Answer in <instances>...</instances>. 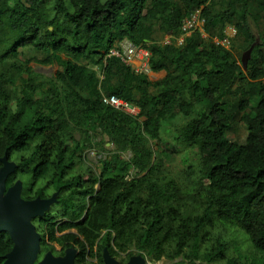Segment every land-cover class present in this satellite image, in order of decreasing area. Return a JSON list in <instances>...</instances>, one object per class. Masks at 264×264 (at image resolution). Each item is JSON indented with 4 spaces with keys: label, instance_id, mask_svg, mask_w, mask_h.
<instances>
[{
    "label": "trees",
    "instance_id": "16d2710c",
    "mask_svg": "<svg viewBox=\"0 0 264 264\" xmlns=\"http://www.w3.org/2000/svg\"><path fill=\"white\" fill-rule=\"evenodd\" d=\"M196 10L207 38L197 30L182 46L155 39L156 31L179 36ZM250 19L263 22L259 39ZM227 25L246 50L255 43L246 71L231 49L212 42ZM124 39L148 49L151 70L167 74L153 81L109 56ZM0 44V168L5 155L16 164L6 190L20 180L23 199L54 196L38 217L35 264L74 244L75 264H106L104 253L118 264L134 257L223 264L230 261L228 227L249 242L246 256L231 264H264V0H0ZM19 48L61 69L39 74L31 60L17 58ZM103 94L137 105L139 117ZM237 116L247 129L243 142L228 137ZM177 117L184 123L176 144L199 158L182 172L188 185L159 147L164 124ZM106 144L110 158L83 169L84 150ZM12 247L0 231V264Z\"/></svg>",
    "mask_w": 264,
    "mask_h": 264
},
{
    "label": "rangeland",
    "instance_id": "374dc122",
    "mask_svg": "<svg viewBox=\"0 0 264 264\" xmlns=\"http://www.w3.org/2000/svg\"><path fill=\"white\" fill-rule=\"evenodd\" d=\"M250 25L252 27L253 33L257 38L259 39V31L263 28V22L259 24H255L254 21L251 19ZM168 35H164L163 33L156 31L155 33V39L159 42H165L166 37ZM5 38H8V35L4 36ZM8 40V39H7ZM9 41V40H8ZM258 42H260L258 40ZM0 47H3L2 44H0ZM234 55L239 59L241 63V57L242 54L246 51V49L243 47V42L240 39H234L233 44L230 48ZM1 54V51H0ZM44 54L41 52H36L32 48H19L18 50V59L21 61L31 60L29 63V66L33 68L34 71H36L39 74H42L47 77L54 76L58 70H60V66L57 63L54 64H43L40 62V60L43 58ZM35 59V60H34ZM98 67H95L97 69ZM98 70V69H97ZM165 71L163 73L159 74L158 76L148 75L149 79L151 80H158L165 76ZM245 81H240L238 85L242 86L245 85ZM239 99V95H231L229 96L226 101L228 103V108H231L233 106V103ZM252 104V102H251ZM184 123V119L181 117H177L174 121L166 122L163 126V131L160 134V140H159V147L163 148L167 151L168 156L165 158V162L170 170L173 171L176 179L178 182H180L182 185H188V181L184 179V174L182 173L184 168L188 164L197 165L199 162L198 154L196 150H191L190 152H187L182 146H179L175 142V135H176V129L178 126ZM231 129L228 132V137L230 140H237L239 142H243L247 135V129L243 121L241 120L240 116L235 117V119L231 122ZM100 139L97 138V141ZM70 143V142H69ZM152 145L156 148V141L151 142ZM108 146V147H107ZM107 149H101L99 146L96 147H87L84 150V156H85V162L83 164V169H87L88 166L95 167L99 165L100 160L111 156V150L113 149V146L110 144H106ZM101 149V150H100ZM97 150V151H96ZM104 153V154H102ZM132 156L130 152H126L121 154V157L124 160H127ZM27 183L24 184V186ZM56 212V211H53ZM36 228L43 227L42 223L40 221L36 222L35 225ZM233 229L234 227L231 226ZM221 231L220 225L219 228H216V231ZM227 234L228 238L232 241L231 246L229 250L227 251V257L230 258V261L226 259L223 264H228V262H239V260L246 256L247 254V248H249V242L247 240L246 234L239 229H235L234 231L231 230L229 227L227 228ZM251 250H249L250 252ZM43 258V257H42ZM232 258V259H231ZM237 260V261H234ZM116 261L119 263L120 259H116ZM177 261L171 262L167 261L165 259H162L157 262H147L146 264H176ZM203 264L204 262L197 261V264ZM190 264V263H186Z\"/></svg>",
    "mask_w": 264,
    "mask_h": 264
},
{
    "label": "water",
    "instance_id": "95a60500",
    "mask_svg": "<svg viewBox=\"0 0 264 264\" xmlns=\"http://www.w3.org/2000/svg\"><path fill=\"white\" fill-rule=\"evenodd\" d=\"M255 43H253L241 57L244 70H247ZM3 166L0 168V231L7 232L13 241L12 249L5 255L3 264H35L37 259L41 236L36 231L32 219L43 215L54 196L48 199L26 200L21 197L22 182L20 180L6 190V179L14 170L15 163L2 158ZM74 249H67L63 257L55 258L47 252L43 259L36 264H75ZM106 264H118L116 259L104 253ZM128 264H146L142 257L132 258Z\"/></svg>",
    "mask_w": 264,
    "mask_h": 264
},
{
    "label": "built area",
    "instance_id": "2783aa9c",
    "mask_svg": "<svg viewBox=\"0 0 264 264\" xmlns=\"http://www.w3.org/2000/svg\"><path fill=\"white\" fill-rule=\"evenodd\" d=\"M203 26L204 18L201 17L200 10H196L183 20L181 26L182 33L175 38L168 34L164 43L174 42L176 46H182L186 36H189L192 32L197 30L200 31L204 37H206ZM224 32L225 35L223 38L219 39L214 37L213 40L216 44L229 48L231 46L232 39L236 36V28L234 25H228ZM108 55L119 57L123 63L131 67V69H133L136 73L146 75H151L153 73L149 64V50L144 48L142 45H135L127 39L116 42ZM102 97L103 101L111 105L113 108L131 116L139 117L140 107L137 105L115 95L103 94Z\"/></svg>",
    "mask_w": 264,
    "mask_h": 264
},
{
    "label": "flooded vegetation",
    "instance_id": "af4514ba",
    "mask_svg": "<svg viewBox=\"0 0 264 264\" xmlns=\"http://www.w3.org/2000/svg\"><path fill=\"white\" fill-rule=\"evenodd\" d=\"M46 212H47V211H45V212L43 213V215H41V216H44V215L46 214ZM41 216H40V217H41ZM38 217H39V216H37V217H35V218L32 219V223H33L34 226L36 225L35 223H36L37 221H39V220H38ZM35 228H36V227H35ZM40 229H41V228H40ZM73 231H75V230H73ZM65 232H67V231L57 232V235H61V234L65 233ZM39 234H40V233H39ZM40 236H41V234H40ZM53 245L55 246V248H56L57 251L61 250V248H62L61 244L59 245L57 242H54ZM73 246H74V247H70V248H68V249H74V250H75L74 258H76V257L79 255V250H78V248H77L78 244H74ZM66 251H67V249H66ZM66 251H65V253H64L63 255H58V256L53 255V256H54L55 258H57V257H63V256L66 254ZM86 259H87V260H91L90 257H89V253H87ZM91 261H93V260H91ZM93 262H96V261L94 260Z\"/></svg>",
    "mask_w": 264,
    "mask_h": 264
},
{
    "label": "clouds",
    "instance_id": "9594fccd",
    "mask_svg": "<svg viewBox=\"0 0 264 264\" xmlns=\"http://www.w3.org/2000/svg\"><path fill=\"white\" fill-rule=\"evenodd\" d=\"M228 26V25H227ZM226 26V27H227ZM236 28V27H235ZM226 29V28H225ZM236 35H237V29H236ZM208 37V35L206 34V37L205 38H207ZM214 37H217V36H214ZM214 37H212L211 39H212V42H214V40H213V38ZM236 37V36H235ZM235 37L232 39V42H233V40L235 39ZM217 38H219V37H217ZM223 38V37H222ZM219 39H221V38H219ZM232 42H231V44H232ZM215 43V42H214ZM218 45H220V44H218ZM222 46V45H221ZM224 47V46H223ZM226 48V47H225ZM231 48V46L229 47V48H227V49H230ZM154 72V71H153Z\"/></svg>",
    "mask_w": 264,
    "mask_h": 264
},
{
    "label": "crops",
    "instance_id": "0c3cea01",
    "mask_svg": "<svg viewBox=\"0 0 264 264\" xmlns=\"http://www.w3.org/2000/svg\"><path fill=\"white\" fill-rule=\"evenodd\" d=\"M163 73V71H160V72H153L151 75H155V76H158L159 74Z\"/></svg>",
    "mask_w": 264,
    "mask_h": 264
},
{
    "label": "bare ground",
    "instance_id": "6f19581e",
    "mask_svg": "<svg viewBox=\"0 0 264 264\" xmlns=\"http://www.w3.org/2000/svg\"><path fill=\"white\" fill-rule=\"evenodd\" d=\"M149 63H150V60H149ZM152 67V66H151ZM152 69V68H151ZM141 74V73H140ZM167 74V73H166ZM108 147V146H107ZM101 150V149H100ZM97 151V150H96ZM102 154H104V153H102Z\"/></svg>",
    "mask_w": 264,
    "mask_h": 264
}]
</instances>
